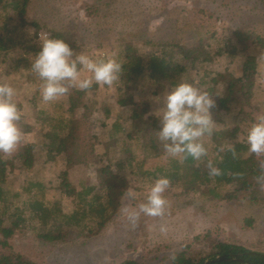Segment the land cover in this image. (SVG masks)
<instances>
[{
  "label": "rangeland",
  "instance_id": "374dc122",
  "mask_svg": "<svg viewBox=\"0 0 264 264\" xmlns=\"http://www.w3.org/2000/svg\"><path fill=\"white\" fill-rule=\"evenodd\" d=\"M7 14L12 19L6 22L13 24L14 13L8 11ZM5 17L0 9V24ZM25 18L41 25L36 42L56 31L73 44L74 53L95 57L115 52L116 59L125 45H130L134 52L147 53L152 48L151 43L171 41L190 45L202 39L212 52L227 41H233L234 29L251 36H264V0H30ZM31 30L28 25L27 36ZM248 53L255 55L257 67L250 103L244 109L254 121L264 114V52L261 49L250 45L232 60L221 54L209 63H197V70L178 82H194L205 90V86L198 85L203 70L208 76L220 72L234 79L240 74ZM22 54L27 62L17 64L16 59ZM33 56L19 46L0 53V83H8L16 90L21 119L29 128L28 132H22L21 142L35 144L30 164L22 163L17 149L11 154L2 153L6 164L2 185L10 198L6 207L0 203V209L5 208L3 223L11 224L15 205L20 206L29 196H36L35 187L29 192L26 190L32 182L43 184L45 201L58 202L61 211L66 213L73 210L74 199L60 188L63 171L67 181L79 190L81 185L97 183L98 167L110 161L115 168V163L120 161L123 165L118 172L126 184L117 215L96 234L77 235L69 228L62 240H41L37 237L36 219L30 218L28 210L24 209L26 219L14 227L8 239L13 251L38 264H121L125 260H135L138 264H169L170 257L183 245H189L194 255L205 254L212 248V242L219 240L240 243L264 253V202L250 201L245 192H238L231 199H212L198 191L182 193L178 187L169 185L165 192V215H141L137 227L131 228L125 208L141 202L155 180L141 170L166 164L170 157L158 138L157 148H151L148 133L137 131V121L131 118V111L146 103V114L157 116L159 103L155 98L162 97L170 85L166 81L154 83L145 75L127 88H123L120 78L111 86L93 83L84 90L82 105L67 113V96L75 87H70L66 95L55 101H42L41 81L30 67ZM222 91L221 87L216 90L217 94ZM119 96H131L134 104L120 105ZM48 114H63L69 118L85 146L92 147L82 163L66 168L60 148L61 151H54L48 158V139L44 134L50 127L43 121V116ZM114 120L124 128L116 135L111 127ZM252 122H238V115L233 111L227 115L224 125L216 123L215 131L219 134L206 137L205 144L208 148L213 144L224 145L238 140V135L243 141L244 131ZM234 125H238L239 130L231 132ZM130 156L132 161L128 165ZM97 188L102 192L100 186ZM129 189L136 193L135 199L127 198ZM15 192L18 196H14ZM247 219H251L250 224ZM161 224L167 227L164 233L159 230Z\"/></svg>",
  "mask_w": 264,
  "mask_h": 264
},
{
  "label": "trees",
  "instance_id": "16d2710c",
  "mask_svg": "<svg viewBox=\"0 0 264 264\" xmlns=\"http://www.w3.org/2000/svg\"><path fill=\"white\" fill-rule=\"evenodd\" d=\"M30 0H0V9L5 13V21L0 24V53L19 46L25 53L35 55L39 50V42L34 41L41 25L32 20L28 22L25 18ZM14 13L13 24L6 22L12 19L7 12ZM31 26L30 36L26 35V27ZM49 36L64 39L71 47L73 44L67 41L59 32L51 31ZM233 41H227L223 46L217 47L214 51L207 49L204 41L198 39L190 45H183L177 42L163 41L151 43V50L147 53L134 52L130 45L123 46L117 60L122 64V72L119 77L123 88H127L138 78L145 75L148 80L158 83L166 81L170 86L178 83L183 76H189L192 70H197V63H209L213 57L225 54L232 60L238 52L246 51L248 46L259 48L264 52V36H251L243 31L234 29L232 31ZM33 40V41H32ZM25 64L27 57L22 54L16 59V63ZM257 61L252 53L245 57L240 74L234 79L226 77L220 72H214L208 76L203 70L199 78V86H205L210 94L217 95L218 87L222 93L215 96V106L211 110L213 120L224 125L229 113L235 111L238 115V122H252L253 118L244 107L250 103L254 75L256 73ZM229 75V74H228ZM188 80V78H187ZM188 82V81H187ZM223 83V84H222ZM119 88V87H118ZM84 90L77 88L67 96V113L82 105L81 96ZM216 93V94H214ZM120 105H133L131 96H119ZM81 103V104H80ZM85 105V104H83ZM18 108L19 105L17 104ZM147 113V105L143 103L139 108L131 111V118L137 121V131L148 133L151 148L156 147L157 130L160 126L159 117ZM49 127V132L44 136L46 142L47 156L62 149L64 152L65 167L69 168L84 161L86 153L92 151L91 146H85L84 140L72 128L69 118L63 114H48L43 116ZM18 126L21 132H28L26 123L20 119ZM115 135L121 133L124 128L118 120L111 123ZM238 125L231 128V132L238 131ZM215 135L219 132L214 131ZM33 142H20L17 147L19 157L24 164H30L33 159ZM207 154L199 160L191 157L178 159L169 157L166 164L155 165L152 169L141 170L155 179L167 177L169 185L178 187L180 192H201L212 199H231L238 192H245L247 198L253 202H264L263 187L257 182V177L264 175V155L255 156L247 151V145L243 141L234 140L224 145L213 144L207 147ZM132 156L127 159L128 165ZM145 156H143L144 158ZM141 163H143V159ZM208 161L220 170L217 176L208 174ZM122 162L115 163V168L110 161L96 170V184L88 186L81 185L76 190L66 179L65 171L62 172L60 188L62 192L75 201V207L70 212H63L58 202H49L43 199V184L32 182L26 188L27 192L31 187L37 190L36 196H29L22 205H15L12 209L11 224L5 225L4 211L0 209V264H38L28 256L15 252L11 249L8 239L14 233V227L23 222L26 218L23 215L24 209L29 212L30 218H35L38 223L37 237L45 241L62 240L66 236L67 229L73 228L77 235H90L98 233L119 210L120 198L125 191L126 180L119 174ZM6 164L0 153V203L6 207L9 202V192L2 183L5 181ZM97 186L101 187L100 192ZM232 189L227 190L226 187ZM14 196H18L15 192ZM251 219H247V224ZM196 236L195 238H197ZM224 254L235 259L216 261L210 264H264V253L253 250L243 244L227 241L212 242L205 254L194 255L189 245H183L169 259V264H201L207 259ZM121 264H138L135 260H125Z\"/></svg>",
  "mask_w": 264,
  "mask_h": 264
},
{
  "label": "clouds",
  "instance_id": "9594fccd",
  "mask_svg": "<svg viewBox=\"0 0 264 264\" xmlns=\"http://www.w3.org/2000/svg\"><path fill=\"white\" fill-rule=\"evenodd\" d=\"M32 72L41 81L42 101H55L63 97L70 87L85 90L93 83L98 86H111L121 76L122 64L116 59L115 52L101 56L74 53L73 48L62 38L44 35L39 38V50L31 59ZM198 87L194 82L182 81L169 87L162 96L155 99L159 110L160 126L157 138L165 152L178 159L191 157L199 160L206 156L205 138L214 133L216 122L211 110L215 106V96ZM16 90L8 83H0V153L11 154L22 140L18 126L21 112L15 99ZM240 142V137H237ZM247 151L255 156L264 155V114L258 115L243 134ZM208 174L217 176L220 170L208 161ZM264 187V175L257 177ZM169 188L167 177H158L147 188L144 199L135 207L125 208L129 226L137 227L141 217H161L165 215L167 201L165 192ZM128 199H135L136 193L129 189ZM161 233L167 231L160 225Z\"/></svg>",
  "mask_w": 264,
  "mask_h": 264
},
{
  "label": "water",
  "instance_id": "95a60500",
  "mask_svg": "<svg viewBox=\"0 0 264 264\" xmlns=\"http://www.w3.org/2000/svg\"><path fill=\"white\" fill-rule=\"evenodd\" d=\"M233 259H235V258H233L231 256H226L224 254H220V255L215 256L214 258L207 259L206 261H204L201 264H210V263H213V262H216V261H221V260L230 261V260H233Z\"/></svg>",
  "mask_w": 264,
  "mask_h": 264
}]
</instances>
